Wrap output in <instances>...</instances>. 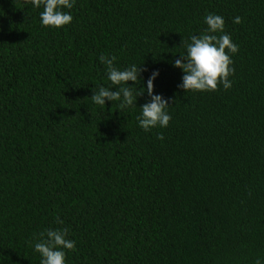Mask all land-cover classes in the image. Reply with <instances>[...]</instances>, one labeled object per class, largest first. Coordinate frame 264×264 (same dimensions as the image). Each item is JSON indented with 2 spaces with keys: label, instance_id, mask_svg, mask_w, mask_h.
I'll list each match as a JSON object with an SVG mask.
<instances>
[{
  "label": "trees",
  "instance_id": "obj_1",
  "mask_svg": "<svg viewBox=\"0 0 264 264\" xmlns=\"http://www.w3.org/2000/svg\"><path fill=\"white\" fill-rule=\"evenodd\" d=\"M42 10L0 0V264H40L49 228L65 264H264V0H74L58 29ZM209 13L231 87L185 92L172 61ZM101 55L146 69L137 88L159 72L167 127L138 126L145 94L92 103Z\"/></svg>",
  "mask_w": 264,
  "mask_h": 264
},
{
  "label": "clouds",
  "instance_id": "obj_2",
  "mask_svg": "<svg viewBox=\"0 0 264 264\" xmlns=\"http://www.w3.org/2000/svg\"><path fill=\"white\" fill-rule=\"evenodd\" d=\"M33 8H41L39 23L42 27L61 28L68 25L73 17L65 9H72L74 0H25ZM207 25L203 34L189 37L190 43L185 45V52L172 61L174 68L183 73L181 83L177 86L188 91H215L219 83L225 90L231 87L228 79L232 73L231 55L237 52V46L231 37L224 33V18L216 14H207L203 18ZM234 24L240 23V17L233 18ZM220 33V35H216ZM227 50V51H226ZM114 58L101 55L99 62L106 66L107 86H95L91 89L90 100L94 105L105 106L106 101L118 102V108L127 109L136 106L137 97L145 94L147 101L141 105L137 116L138 126L145 132L152 128L167 127L170 115L169 103L160 94H154V81L159 72L153 70L144 80V87L136 85L143 80L142 69L131 64L123 69L113 65ZM128 82H132L129 85ZM135 89V90H134ZM158 139H163L158 136ZM63 223L62 221H57ZM67 229H47L41 234L40 242L33 244V251L39 254L40 264H65V250H72L74 241L67 239ZM255 264H261L257 259Z\"/></svg>",
  "mask_w": 264,
  "mask_h": 264
}]
</instances>
